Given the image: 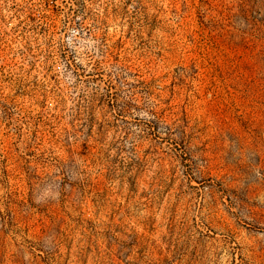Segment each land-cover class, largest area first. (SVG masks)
Wrapping results in <instances>:
<instances>
[{
  "label": "rangeland",
  "instance_id": "obj_1",
  "mask_svg": "<svg viewBox=\"0 0 264 264\" xmlns=\"http://www.w3.org/2000/svg\"><path fill=\"white\" fill-rule=\"evenodd\" d=\"M0 264H264V0H0Z\"/></svg>",
  "mask_w": 264,
  "mask_h": 264
}]
</instances>
